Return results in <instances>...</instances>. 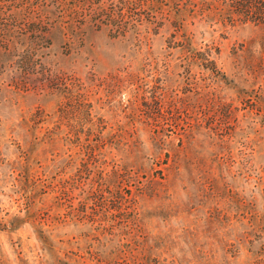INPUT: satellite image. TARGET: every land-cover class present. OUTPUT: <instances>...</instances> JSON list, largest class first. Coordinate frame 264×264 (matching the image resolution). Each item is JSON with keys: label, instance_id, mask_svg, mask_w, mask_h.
Masks as SVG:
<instances>
[{"label": "rangeland", "instance_id": "1", "mask_svg": "<svg viewBox=\"0 0 264 264\" xmlns=\"http://www.w3.org/2000/svg\"><path fill=\"white\" fill-rule=\"evenodd\" d=\"M169 42L165 32L151 37L152 63L143 52L133 55L105 35L90 38L75 59L63 49L42 50L48 53L42 63L65 73L59 82L0 69V264H101L98 222L75 217L76 226L64 215L83 201L69 182L82 170L78 144L88 137L86 114L94 142L97 132L113 133L116 122L132 123L128 107L136 92L141 97L146 87H162L165 81L169 92L182 95L185 76L172 68L176 55ZM217 42L218 67L228 87L235 88L220 95L232 100L234 118L227 127L209 126L222 144L199 143L183 156L180 187L152 198L144 192L148 173L164 167L152 162L157 156L152 126L137 122L143 133L126 134L122 144L112 141L98 154L104 173L129 175L124 192L138 202L121 211L134 210L144 229L141 234L120 219L104 223L106 238L120 251L114 264H264V240L250 227L255 219L264 223V24L230 29ZM248 67L254 73L246 72ZM140 68L144 71L136 78ZM198 72L192 75L203 85ZM116 75L126 82L109 89L110 76ZM237 90L250 100L235 99ZM207 92L202 86L197 95L203 126ZM165 153H160L163 160ZM112 206L113 201L107 205L111 211ZM128 228L130 235H123ZM144 231L149 239L140 249L136 241L143 240Z\"/></svg>", "mask_w": 264, "mask_h": 264}, {"label": "trees", "instance_id": "2", "mask_svg": "<svg viewBox=\"0 0 264 264\" xmlns=\"http://www.w3.org/2000/svg\"><path fill=\"white\" fill-rule=\"evenodd\" d=\"M247 24H264V0H0V69L41 76L42 81L43 78H53V82H59L65 73H55L43 64L48 53L42 50L63 49L68 58L75 59L82 54L87 41L99 35H105L112 42L124 46L133 55L143 52L144 60L152 63L154 59L148 51V41L152 36L165 32L170 38L168 49L176 55L172 68L182 70L185 76L181 82L185 87L182 95L169 92L165 81H160L162 87H146L141 97L136 92L128 107L132 123L124 125L116 122L113 133L106 136L102 134L103 131L97 132L94 142L89 140L93 135L92 119L90 114H86L88 137L78 144L83 154L82 170L69 182L71 190H80L83 201L64 215L65 220L73 221L76 226L79 223L73 219L75 217L91 218L98 222L101 264H114L120 252L113 240L106 238L104 223L120 219L127 226L135 225L134 229L141 234L144 229L133 209L131 213L121 211L122 206L133 208L138 202L137 196L124 192L130 186L129 175L119 171L104 173L98 165V154L112 141L117 145L122 144L126 134L143 133L137 127V122L152 126L151 140L157 145V156L152 162L164 167L148 173L144 192L152 198L157 197L160 190L168 193L171 188L175 190L180 187L185 174L183 156L198 148L199 143L222 144L209 126L215 122L218 127H227L234 118L230 105L232 100L227 103L220 95L226 88H235L228 87L224 82L226 75L218 67L220 51L217 39L230 29ZM12 57H17V61L11 62ZM153 69L150 67L149 72ZM193 70L205 77L203 85L193 77ZM245 70L253 72L251 67ZM142 71L144 68L137 69L134 73L136 78ZM119 76H110L109 89L117 90L126 82L125 77ZM190 79L194 81L189 83ZM202 86L209 90L206 93L207 112L204 111V118H208L205 126L201 123L202 112H198L202 110L199 107L203 106L197 98ZM113 90L109 93H113ZM235 92L238 93L235 99L250 100L245 92ZM126 128H130L129 133ZM164 150L167 153L163 160L160 153ZM112 201L115 203L113 211L107 207ZM55 205L57 209H62L60 204ZM250 227L264 240V223L255 219ZM130 233L129 228L122 232L123 235ZM148 239V233L144 231L143 240L136 241L137 247L143 249ZM109 248L111 252L108 253Z\"/></svg>", "mask_w": 264, "mask_h": 264}]
</instances>
